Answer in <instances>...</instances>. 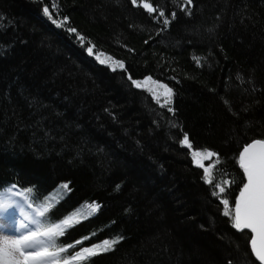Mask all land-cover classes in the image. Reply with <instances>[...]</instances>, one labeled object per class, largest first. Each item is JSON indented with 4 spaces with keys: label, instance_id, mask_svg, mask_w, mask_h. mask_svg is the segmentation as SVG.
<instances>
[{
    "label": "trees",
    "instance_id": "16d2710c",
    "mask_svg": "<svg viewBox=\"0 0 264 264\" xmlns=\"http://www.w3.org/2000/svg\"><path fill=\"white\" fill-rule=\"evenodd\" d=\"M144 2L165 16L140 0H0V194L47 206L45 226L71 218L61 264L92 245L70 264H258L225 212L238 153L264 136V0Z\"/></svg>",
    "mask_w": 264,
    "mask_h": 264
},
{
    "label": "snow or ice",
    "instance_id": "6c2138e0",
    "mask_svg": "<svg viewBox=\"0 0 264 264\" xmlns=\"http://www.w3.org/2000/svg\"><path fill=\"white\" fill-rule=\"evenodd\" d=\"M140 2L149 13H157L158 17L165 16L164 11L158 10L152 4L146 3L144 0H140ZM132 3L137 4V0H132ZM192 3L193 0H184L185 7L192 5ZM44 12L49 14L47 8L44 9ZM171 16L174 18L175 13L173 12ZM169 22L168 19L163 20L165 25ZM87 51L92 54V47L89 46ZM97 59H99V55H97ZM197 62H199L198 58ZM148 81H152V78L147 77L145 83ZM133 83L136 87H141L140 82L133 81ZM152 83L158 82L152 81ZM159 86L165 89V95L170 98L172 89L163 84ZM169 102L170 99L165 100V103ZM182 144L189 149L192 148L187 134L184 135ZM191 154L194 159L201 155L199 151H194ZM213 157H216V163H219L218 154L206 150V158L212 159ZM237 160L243 171L244 180L238 198L234 201V206L230 210H226L225 215H232L233 226L238 231L243 232L248 229L254 234L249 236L250 251L259 264H264V138L253 139L244 145L242 151L238 153ZM198 166L204 167L203 163H199ZM210 167H214V165ZM207 174L208 168H205V175L207 176ZM207 182L212 183L211 180H207ZM214 187L219 186L214 185ZM224 190L223 187H219V193H223ZM219 193L215 194L219 195ZM222 203L228 209L229 201L224 199ZM0 207H4V205H0ZM48 210L47 206L42 205L36 209L35 215L43 218ZM30 219L31 224L36 226L35 228H29V224L21 222L19 229H26V231L20 232L17 229L15 235L0 236V264H61V254L74 247V245L57 247L56 239L63 235L66 226L70 225L71 218L64 219L59 223H51L48 226H45L39 219ZM119 239L103 241V245L106 246L103 250H109L111 245L117 243ZM76 243L81 244L83 241H77ZM99 247V245L83 247L71 254L70 257L63 258V264H70L71 261L97 255L99 253L96 249ZM228 264H232V262L229 261Z\"/></svg>",
    "mask_w": 264,
    "mask_h": 264
},
{
    "label": "bare ground",
    "instance_id": "6f19581e",
    "mask_svg": "<svg viewBox=\"0 0 264 264\" xmlns=\"http://www.w3.org/2000/svg\"><path fill=\"white\" fill-rule=\"evenodd\" d=\"M17 193L18 192H15L13 194V199L11 200L10 206H12L13 209L7 208V209H9L8 211H5V210L2 211L3 218L1 219V222H0V236H3V235L12 236V235L17 234V229H18L20 223L21 222L24 223V221H21V219H20L21 218V213H20L21 211L24 215V205H23V201L21 202V199L22 200H24V199L21 198V196ZM15 206H22V210L21 209L18 210L16 208H14ZM0 215H1V212H0ZM21 232H23V231H21Z\"/></svg>",
    "mask_w": 264,
    "mask_h": 264
},
{
    "label": "rangeland",
    "instance_id": "374dc122",
    "mask_svg": "<svg viewBox=\"0 0 264 264\" xmlns=\"http://www.w3.org/2000/svg\"><path fill=\"white\" fill-rule=\"evenodd\" d=\"M204 158H206V155H204ZM204 158L202 157V159H204ZM10 192L11 191H7V192H4V193L0 194V205H4V207H0V212H1L0 222H1V219L3 218L2 211H4V210L8 211L9 209H13L12 206H10V205H11V200L13 199V194L14 193H11L9 195L8 193H10ZM22 201H23V205H24V215H23V213L21 211L20 212L21 213V218L20 219H21V221H24V223L26 222V224H29V228H35L36 226L31 224V219H30V218H34L35 217V209L32 206H30L29 204L27 205L26 202L21 199V202ZM7 208H9V209H7ZM14 208H16L18 210L19 209L22 210V206H15ZM18 230H20V232L21 231H26V229H22L21 230V229H19V227H18Z\"/></svg>",
    "mask_w": 264,
    "mask_h": 264
},
{
    "label": "water",
    "instance_id": "95a60500",
    "mask_svg": "<svg viewBox=\"0 0 264 264\" xmlns=\"http://www.w3.org/2000/svg\"><path fill=\"white\" fill-rule=\"evenodd\" d=\"M261 138H264V136L263 137H261ZM261 138H255V139H261ZM253 140V139H252ZM252 140H250L249 142H251ZM248 142V143H249ZM248 143H246V144H248ZM245 144V145H246ZM242 151V148H241V150H240V152ZM242 170V169H241ZM243 172V171H242ZM242 186V185H241ZM241 188V187H240ZM240 190V189H239ZM238 193H239V191H238ZM238 193H237V195H236V197H235V199H234V201L238 198ZM233 206H234V203H233ZM232 206V207H233ZM245 231H247L250 235H254L253 233H251V231L250 230H248V229H246ZM249 248H250V242H249ZM253 255V254H252ZM253 258L255 259V257L253 256ZM256 260V259H255ZM257 263L259 264V262L257 261Z\"/></svg>",
    "mask_w": 264,
    "mask_h": 264
}]
</instances>
